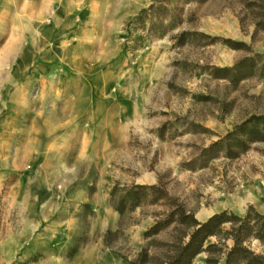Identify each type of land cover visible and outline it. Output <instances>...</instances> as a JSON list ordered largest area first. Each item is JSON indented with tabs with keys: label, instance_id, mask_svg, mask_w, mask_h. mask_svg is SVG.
I'll return each instance as SVG.
<instances>
[{
	"label": "rangeland",
	"instance_id": "1",
	"mask_svg": "<svg viewBox=\"0 0 264 264\" xmlns=\"http://www.w3.org/2000/svg\"><path fill=\"white\" fill-rule=\"evenodd\" d=\"M54 115L65 154L17 155ZM253 115L264 0H0V264H170L192 229L147 231L177 208L264 214V140L229 136ZM135 185L157 188L132 207ZM221 241L192 264H224Z\"/></svg>",
	"mask_w": 264,
	"mask_h": 264
},
{
	"label": "trees",
	"instance_id": "2",
	"mask_svg": "<svg viewBox=\"0 0 264 264\" xmlns=\"http://www.w3.org/2000/svg\"><path fill=\"white\" fill-rule=\"evenodd\" d=\"M157 10L158 8L152 4L148 8H144L135 17L134 21L144 19L143 14L149 11L154 14ZM226 40L229 41V39ZM246 61L239 62L233 67L217 68L216 70L222 73L234 72L235 74H239ZM241 134L246 135L248 138L246 140L248 141L264 140V115H253L237 126L235 131L229 133V136L236 135L235 137L237 138ZM239 141L244 144L246 142L240 139ZM156 188L155 185H135L133 189L126 192L123 199L126 202L131 200L133 207L138 205L140 198L148 195L149 190ZM174 221L181 226L192 229V232L188 233V241H182L178 245L170 264H192L193 259L203 251L221 250L219 247L220 244L223 245L221 240L225 241L228 238L233 240V245L226 253L224 264H264V254L257 253L245 244L252 237L258 238L264 244V214L256 211L253 207H250L244 216L224 210L213 214L205 221H199L193 214L188 213L180 207L174 212V218L171 221L166 223L158 222L147 233H157ZM226 223L230 226L228 229H224L223 227ZM212 236L218 237V242L206 245L207 240ZM208 262L212 263L211 260H208Z\"/></svg>",
	"mask_w": 264,
	"mask_h": 264
},
{
	"label": "crops",
	"instance_id": "3",
	"mask_svg": "<svg viewBox=\"0 0 264 264\" xmlns=\"http://www.w3.org/2000/svg\"><path fill=\"white\" fill-rule=\"evenodd\" d=\"M62 117L58 115H54L51 118H47L46 116H39L33 122L34 126L31 130V138L28 141V144L24 147V149L17 150V155H21L25 157V159L29 160L31 163H40L45 164L47 159L42 160V157L45 156H53L58 157L59 155L65 154L64 149L60 148L55 144L52 149H47L45 143V135L48 132V129H53L52 133H56L58 129L62 128ZM57 135V134H55ZM47 145V144H46ZM50 152V153H49ZM11 154V149H2L0 150V156H6ZM29 157V158H28ZM57 159V158H56ZM4 163L5 160L1 159ZM18 161H23L19 159ZM57 161V160H56ZM1 162V161H0ZM59 162V161H58Z\"/></svg>",
	"mask_w": 264,
	"mask_h": 264
}]
</instances>
